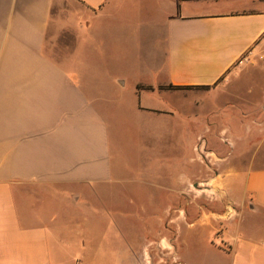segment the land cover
Segmentation results:
<instances>
[{"label":"crops","instance_id":"crops-1","mask_svg":"<svg viewBox=\"0 0 264 264\" xmlns=\"http://www.w3.org/2000/svg\"><path fill=\"white\" fill-rule=\"evenodd\" d=\"M225 127H242L234 152L210 147L224 163L178 191L214 264H264V0H0V264L114 259L109 190H168L152 143L222 142Z\"/></svg>","mask_w":264,"mask_h":264},{"label":"rangeland","instance_id":"rangeland-1","mask_svg":"<svg viewBox=\"0 0 264 264\" xmlns=\"http://www.w3.org/2000/svg\"><path fill=\"white\" fill-rule=\"evenodd\" d=\"M258 59H263V56L258 57ZM248 64L252 65L253 62L249 60ZM177 100L175 105L179 106L182 113L189 115L192 112L190 106H182L188 101L183 102L181 97ZM177 124L176 126L182 128L183 125ZM189 126L192 127V125H187V127ZM225 128L226 131L221 134L222 142L207 141L211 137L206 134L204 141L209 143H204V141L196 143L194 139L172 140L161 144L152 143L155 150H153L152 158L154 160L162 158L163 168L168 167V190L155 187L136 191L129 189L109 190L110 193H118L115 198L122 202L119 205H106L100 210V216H102V228L100 230L103 232L106 241H112L114 238L115 244L119 246L120 250L114 259L106 261L105 264H135V262L136 264L215 263V255L209 247L206 234L203 236L198 227L189 226L192 220L190 211L193 206L186 205L187 200H184L178 190L189 176L195 178L200 171V176H202L206 170L207 175L204 178L213 177V171L218 170L219 165L224 163L220 158L206 153L210 147L222 149L224 152H228V156L234 152L236 143L231 145L224 138H234L235 140L236 136L241 133L242 127H232L230 131L229 127ZM159 144L162 145L163 149L158 152L156 146ZM115 145L120 150L121 156L130 162L131 142H118ZM199 145L200 152L197 155ZM233 160L234 164H241L240 159ZM196 161H198L201 169ZM194 180L193 183H196ZM130 192L137 194V200L134 204L129 205L123 201L128 199ZM190 192H193V189ZM201 193L199 197L204 201L201 208L205 211L216 210L217 206L214 200L217 201L216 199L219 197L222 199L225 197L220 187L216 190H202ZM223 203L219 205L220 208L223 207ZM181 210L185 212L184 218H180L178 215ZM163 238L167 240L168 246L165 248L169 251L160 250L161 246L160 249L151 246L152 243L150 242L156 243Z\"/></svg>","mask_w":264,"mask_h":264},{"label":"trees","instance_id":"trees-1","mask_svg":"<svg viewBox=\"0 0 264 264\" xmlns=\"http://www.w3.org/2000/svg\"><path fill=\"white\" fill-rule=\"evenodd\" d=\"M168 88H170V89H173V88H175V89H177V88H181V89H188L187 87H174V86H169Z\"/></svg>","mask_w":264,"mask_h":264},{"label":"built area","instance_id":"built-area-1","mask_svg":"<svg viewBox=\"0 0 264 264\" xmlns=\"http://www.w3.org/2000/svg\"><path fill=\"white\" fill-rule=\"evenodd\" d=\"M247 56L248 55H245L244 58L242 59V61H246L247 60Z\"/></svg>","mask_w":264,"mask_h":264}]
</instances>
